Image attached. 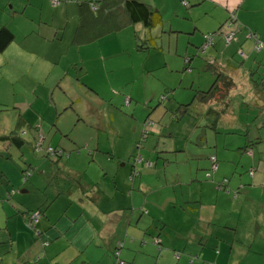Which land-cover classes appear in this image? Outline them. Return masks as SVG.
Segmentation results:
<instances>
[{
  "label": "crops",
  "instance_id": "obj_1",
  "mask_svg": "<svg viewBox=\"0 0 264 264\" xmlns=\"http://www.w3.org/2000/svg\"><path fill=\"white\" fill-rule=\"evenodd\" d=\"M57 1L60 4L54 7L51 0H0V29L8 28L16 38L0 55V107L13 106L15 111L5 124L7 128L0 129V136L17 132L23 142L24 138L29 140L35 122L46 116L47 103L56 116L64 114V107L65 111L73 110L77 130H84L89 124L79 93L97 99L103 108L109 104L115 107L108 109L113 112L108 113L109 123L103 117L99 121L90 116L101 126V131L85 129L91 143L70 140V135L58 130L56 133L69 142L61 140L51 146L63 148L58 150L64 155H48L46 151L52 147L46 146L45 138L43 151L38 153L34 147L42 136L39 131L36 139H30L32 144L35 141V154L44 158H36V167L27 170L26 166L0 164V264H119L118 252L125 264H264V57L263 63L254 59V49L264 39L252 37L258 35L260 25L255 21L262 18L264 0H135L161 13L163 24L155 28L165 24L161 10L179 16L183 7L205 9L210 23L218 21L220 27L216 30L208 25L205 34L216 35L227 22L233 27L234 40L226 44L228 48L217 37L208 56L214 61L210 65L218 64L223 73L209 90L200 89L198 95L210 92L218 78L219 87L223 76L233 80V87L227 93L216 89L206 100L197 95L193 102L203 119L196 124L187 115L192 104L173 103L170 108L179 106L186 111L179 117L171 115L173 110L169 109L159 122L144 120L142 111V120L130 118L117 106L125 107L129 100L131 107L134 92L124 103L121 97L109 102L89 84V65L79 70L78 60L69 67L54 64L57 54L63 58L70 46L82 50L110 38L129 42V34L122 32L137 26L129 25L96 41L79 42L80 6L90 5V0ZM242 11L249 23L240 19ZM241 24L245 28L250 25L255 32L247 36L240 31ZM97 29L92 25L91 30ZM133 29L131 41L136 47L138 35L144 42L156 41L154 28L146 30L138 24ZM156 43L157 48L147 51L149 54L160 50ZM39 60H48L50 66ZM85 60L90 64L88 58ZM162 68L168 71V62ZM164 87H172L168 79L158 86H145V96L150 99L145 104L169 101L170 97L163 95ZM59 89L64 92L62 102L54 99ZM48 95L51 102H47ZM142 95L136 104L143 102ZM240 98L251 104L249 110L257 107L258 122L241 123L235 114ZM54 103L61 105L54 108ZM161 109L153 115L163 113ZM137 111L139 106L135 115ZM34 114L39 115L37 119ZM230 116L232 140L227 145L221 140L220 128ZM116 117L134 122L135 134L127 147L125 132L120 129L101 135ZM240 128L247 136L235 134ZM162 141L165 143L160 147ZM13 146L1 145L8 153ZM207 148L215 151L209 153L210 161L203 162L198 158ZM222 157L229 159L228 163L220 162ZM212 158L219 164L215 175L210 172ZM227 170H234V174ZM28 173L32 177L27 180ZM174 175L175 182L171 180ZM35 213L42 214L38 224L31 221Z\"/></svg>",
  "mask_w": 264,
  "mask_h": 264
},
{
  "label": "rangeland",
  "instance_id": "obj_2",
  "mask_svg": "<svg viewBox=\"0 0 264 264\" xmlns=\"http://www.w3.org/2000/svg\"><path fill=\"white\" fill-rule=\"evenodd\" d=\"M161 11L164 16L165 24L162 27L154 28L155 30L152 29L155 32L154 38L160 46L159 51L152 50L153 54H149L147 51H140V49L137 48L138 46L136 47L132 43L131 40L135 33L134 29L132 30V28L137 27V25L132 26L130 29H125L122 32L123 34H129V36L131 37V40L129 42H127L126 40L114 41L112 38H110L111 40H105L99 43H94L85 47L82 50L75 46H70L65 52V54H63V58H61L62 56L59 57L57 54V62L53 63L56 64L60 62L62 67H69L71 65H74V61L78 60L79 70L82 69V66L89 65V67H91V72L87 76V78H89V84H93V90H95L101 96L105 97V99H107L109 102H111L113 99H116L117 97H121L122 103H124L126 97H131L132 93L134 92L135 96L133 97L134 101L132 102L131 107L130 105H125V107H121L123 106V104L117 106V110L126 114L130 118L142 120V111L144 114V120L146 118H150L156 122H159L168 113L169 109L173 110V114L171 115L179 117L182 113L186 111L184 108H181L179 106L170 108L173 103H178V105L183 106L192 104V106H189L190 110L187 115H189L188 117L191 118V123H199L201 122L203 117L198 115L200 110L197 109V105H195L193 101H195L198 95V91H200V89H205V91L209 90L211 85H213V83L216 81L217 77H219V75L223 73L218 64L213 66L210 65L214 61L212 60V58H208V56L211 55L212 51L214 50V46L205 48L207 37L211 36V34H205V28L209 25L211 29L217 30L220 26L217 24L218 21L217 23H210L208 21V17L205 15V9L197 10L187 9L183 7V14H180L179 16H175L172 13L168 14L165 9ZM244 16L245 11H242L240 19L248 21L249 23L250 20H247V18H244ZM263 17L264 10L262 11V18L255 21L257 25H260L258 28H256L258 30L257 38L260 37V39H264ZM179 31H182L183 34L179 35ZM240 31L244 32L247 36L252 35L251 31L255 32L254 30H251L250 25L245 28L244 26H242V24L240 26ZM66 34L67 40H70L68 32ZM178 38H180V41H178ZM144 40L145 39H143L142 41ZM213 41L216 42V39L214 38ZM223 42L225 44V48L227 49L228 46L226 45L224 40ZM260 43L264 47V42L262 40L260 41ZM122 45H125L126 47L123 48ZM118 49L121 51L120 53L116 52ZM254 52V59H257L258 63H263L261 62V58L264 57V53L262 54L261 52H257L256 49H254ZM176 57L178 59H176ZM237 57L240 58V53H238ZM86 58L91 61L90 64H86ZM42 59L47 58L46 56H42ZM190 60L192 62L189 66L188 62ZM39 62H42V60H39ZM166 62H168L169 64L168 71L167 68H162V66L165 65ZM40 64L50 66L48 60L43 61ZM166 79H168V81L172 84V87L169 89L164 87L162 92L164 93L163 95H168L170 97L169 101L163 103L164 105H160V102L157 100H153L149 105L145 104L146 101H150V99L145 96L144 87L158 86L160 83H164ZM243 79L244 78L242 77L240 80ZM193 85L194 90H191ZM31 91H33V89ZM79 94L81 100H83V102L85 101L84 119L90 125H86L85 129H91L92 127L94 130L101 131V126L96 125L94 122H92L90 120V116L94 115V118H97L99 121L100 118L103 117L105 119V123H109L108 109H114L115 106L113 104H109L107 105V108H103L102 103L97 101V99H87L86 95L82 93ZM141 95L143 96L142 98H145L143 102L138 105L136 104V101L138 100L137 97ZM55 96V101L62 102L64 100V92L60 89ZM47 102H51L49 95ZM47 104L48 111L46 112V116L43 117L41 115L42 122H35L32 127V130L29 131V140L24 138L25 141L23 143L22 149H20L21 147L18 148L17 146H13V151L8 153L7 150L3 149L0 144V164H7L11 168H15L17 166L22 168L26 166L28 168L27 170H31L33 167H36V158H38L40 161L44 160V158L43 155L35 154L33 150V145L35 144V141L32 144L30 139L33 137L34 139H36L37 135L39 134V131L42 133V136L46 139L47 147H52L51 145H56L61 140L69 142V139L66 136L62 137L60 134L56 133L58 130H63L68 135H70V140L78 139L82 140L84 143H91L93 141V139L90 138V133L87 132L85 129L77 130V115L76 113H74L73 110L65 111L64 107V109L62 110V113L64 114H59V117V115L56 116V113L54 114V112L51 110L50 104ZM59 105L61 104H52L54 108L60 107ZM136 106H139V111H137L135 115ZM236 106H238L239 108L241 107L240 109L238 107L235 108V114L241 119V123L254 124L259 121L260 112L255 111L257 108L256 106H253V108L249 110L248 108H250L251 104H247V102H245L242 98L238 99V103ZM159 109H161L162 111L160 112L163 113H157L156 115H153ZM14 112L15 111L13 106L7 109L0 107V129L7 128L5 124L10 121V118L14 114ZM110 113L113 114L112 111H110ZM110 113L109 116L111 115ZM38 116L39 115L34 114L35 119H37ZM227 119V121L223 122V127L220 128V133H222L221 140H223V144L230 145L232 140L230 120L232 118L230 116V118ZM141 123L143 124L142 121ZM38 126H40V130H38ZM116 129H120L121 131L125 132V139L127 140L125 146L127 147L130 144L133 135L135 134L134 122L126 120L123 117H116L114 124L106 127L104 132L101 133V135L102 137H105L104 133ZM13 130H17V128L14 126ZM185 130L187 129L185 128ZM239 131L240 132H235V134L247 136V131H243L242 128H240ZM55 133L58 135H55ZM72 136L75 137L73 138ZM151 138H153V135L149 137V140ZM148 142L144 145V147L147 146ZM164 143L165 142L162 141L159 144L160 147H163ZM253 143L257 144V142ZM52 148L54 149V147ZM55 149L58 150L63 148L58 147ZM213 151L215 150H208V148L201 151V154H203V156L198 159L202 160L203 162L207 160L210 161L209 153ZM186 155L187 154H182L181 156L185 157ZM226 159L227 158L222 157L220 162L228 163L229 159H227L228 161H226ZM169 163H171V160H169ZM57 165H60V162ZM61 167L59 169H61ZM3 171L5 172V169ZM186 172L187 171L182 170L183 175H188L186 174ZM227 172L230 174H234V170H227ZM171 180L175 182L176 175H174Z\"/></svg>",
  "mask_w": 264,
  "mask_h": 264
},
{
  "label": "trees",
  "instance_id": "obj_3",
  "mask_svg": "<svg viewBox=\"0 0 264 264\" xmlns=\"http://www.w3.org/2000/svg\"><path fill=\"white\" fill-rule=\"evenodd\" d=\"M96 4L98 6L96 13L92 12L91 5L89 4H82L80 6L81 23L78 30L79 42L96 41L97 39L113 32H119L129 25L140 24L151 29L163 24L161 13L149 4L140 3L135 0H101L100 2L97 1ZM123 13L125 14V17ZM92 25H95L98 29L96 31L91 30ZM223 27L221 29H223ZM221 31L215 34L218 35ZM235 31H237L236 28ZM136 38L139 42L138 48L142 52L157 48L155 40L144 42L140 40L139 35ZM15 39L14 33L8 28L3 26L0 29V55H2L6 49L15 42ZM217 83H220L219 78L210 92L198 95L200 99L206 100L207 96L213 94L216 89L221 90L223 93H227L233 87V80L228 76H223V78H221V84L219 87L217 86ZM23 143L24 142L17 132H13L9 136H0L1 145L13 144L17 147H21ZM210 172L212 173V170ZM212 175L215 174L212 173Z\"/></svg>",
  "mask_w": 264,
  "mask_h": 264
},
{
  "label": "built area",
  "instance_id": "obj_4",
  "mask_svg": "<svg viewBox=\"0 0 264 264\" xmlns=\"http://www.w3.org/2000/svg\"><path fill=\"white\" fill-rule=\"evenodd\" d=\"M51 1H52V4L54 7H57L60 4V2L57 0H51ZM64 1L67 2L69 0H64ZM96 2H97V0H90V5L92 8V11H97V9H98ZM232 28H233L232 25L229 24V22H227V24L224 27V30H222L218 35H211V36L207 37V42H206L205 48H209V47L214 46L215 42L213 40H214V38L216 39L217 37H221L225 41L226 44H230L234 40V35H235ZM252 37L257 38L256 36H253V35H252ZM257 40H258V38H257ZM255 49L257 52H262L264 50V47L261 45V43H258ZM126 104L129 105L130 101L127 100ZM43 144H44V137L40 135L39 139H38V141L34 147L35 152L41 153L43 151V149H42ZM46 152L48 153V155H60V156L64 155L63 151H59V150H56L53 148H49ZM211 162L213 165L212 166V173L216 174L219 171L218 159L212 158ZM251 175H253V173ZM28 176H29V173L27 174V180H28ZM41 220H42V214L41 213H35L32 215L31 221L33 224H38ZM116 257L119 259V257H120L119 252L116 253ZM119 264H125V263L121 262L119 260Z\"/></svg>",
  "mask_w": 264,
  "mask_h": 264
},
{
  "label": "water",
  "instance_id": "obj_5",
  "mask_svg": "<svg viewBox=\"0 0 264 264\" xmlns=\"http://www.w3.org/2000/svg\"><path fill=\"white\" fill-rule=\"evenodd\" d=\"M62 158V157H61ZM26 173H24V175H25ZM32 177V174H29V176H28V178L30 179Z\"/></svg>",
  "mask_w": 264,
  "mask_h": 264
}]
</instances>
